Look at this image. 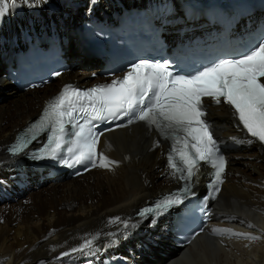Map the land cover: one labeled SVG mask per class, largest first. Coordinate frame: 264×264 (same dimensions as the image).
Segmentation results:
<instances>
[{
	"label": "bare ground",
	"instance_id": "6f19581e",
	"mask_svg": "<svg viewBox=\"0 0 264 264\" xmlns=\"http://www.w3.org/2000/svg\"><path fill=\"white\" fill-rule=\"evenodd\" d=\"M116 1L0 0V8L7 6L0 15V95L12 98L0 111V201L24 194L29 200L0 219V264H264V149L245 133L223 102L206 100L204 104L228 154L227 181L204 234L184 250L174 249L169 242L164 219L132 217L137 208L180 188L164 157L167 143L143 122L103 135L98 151L116 163L97 166L78 179L64 181L67 176L55 170L4 154L16 132L36 118L64 85L108 81L91 78L102 65L91 58L80 22L111 17L118 12ZM120 1L154 8L159 20L173 27L167 28L171 38L184 27H196L191 19L206 8L194 0ZM27 33L53 34L74 50L80 44L78 58L68 56L72 68L80 63L79 68L43 89L10 91L6 63L16 46L24 44ZM209 173L206 168L196 172L195 193L203 194ZM30 185L39 191L28 192ZM116 217L120 222L110 223ZM213 229H231L260 239L250 241ZM90 239L92 246L80 250Z\"/></svg>",
	"mask_w": 264,
	"mask_h": 264
},
{
	"label": "snow or ice",
	"instance_id": "6c2138e0",
	"mask_svg": "<svg viewBox=\"0 0 264 264\" xmlns=\"http://www.w3.org/2000/svg\"><path fill=\"white\" fill-rule=\"evenodd\" d=\"M12 6L15 7V3ZM6 10L7 6L0 8V15ZM262 81L264 43L238 59L220 60L190 76L173 75L167 62L142 60L133 64L122 78L113 79L110 84L87 90L66 85L47 103L39 120L17 138L9 151L13 156L19 155L38 135L46 133V143L39 154L33 156L34 159H57L66 151L69 158L64 159L63 163L69 167L90 163L92 167L107 168L116 162L110 161L103 152H98L101 134L89 126L91 121L127 117V125L143 122L164 140L171 142L168 167L174 177L185 181L180 192L169 194L157 201L154 207L139 212L141 218L152 214L159 216L170 207L182 203L183 198L190 194L188 182L199 170L201 161L211 165L214 170L213 192H219V185L223 184L222 176L227 162L206 120L204 97L216 104L223 102L230 106L238 123L252 138L264 144ZM117 222H120L119 217L110 220V223ZM123 223L124 227L129 226L126 221ZM213 232L228 233L250 241L260 239L231 229H213ZM91 246L92 240H86L80 250Z\"/></svg>",
	"mask_w": 264,
	"mask_h": 264
},
{
	"label": "rangeland",
	"instance_id": "374dc122",
	"mask_svg": "<svg viewBox=\"0 0 264 264\" xmlns=\"http://www.w3.org/2000/svg\"><path fill=\"white\" fill-rule=\"evenodd\" d=\"M167 28H171V27H167ZM171 29L173 30V27ZM172 35L173 34L170 33L169 37L171 38ZM81 36H82V34H81ZM68 45L70 46V44H66V47H67L66 51H68L67 52V56H71V55L76 56L79 53V50H80V47H81L80 44H78V46L76 47V50H74V48L72 49ZM83 58H84V56H83ZM81 60H80V62H81ZM79 65H80V63H78L76 68H74V69H78ZM74 69H71V71L74 70ZM100 69L101 68L96 69V70H98V73L100 72ZM4 70H5V68H4ZM68 73H70V72H68ZM54 83H56V82H54ZM15 88H16V86H14L13 83H11L10 91H13V90L15 91ZM19 92L22 93L20 90H19ZM11 101H12V98L8 97V95H5V94L0 95V111H2V109H5L6 107H8L9 104L11 103ZM161 160H162V158H161ZM69 180H71V179L68 178V177L66 179H64V181H69ZM27 190H28V192L32 191L34 193L36 191H39L38 188L31 187V185L29 186V188H27ZM28 202H29L28 196H26L25 194L22 195L21 197H19L18 199L14 198V199H9V200H1L0 201V219H5L6 217H8L11 214L10 212L12 211L13 207L18 206L19 204H21L20 206H23V205L27 204Z\"/></svg>",
	"mask_w": 264,
	"mask_h": 264
},
{
	"label": "trees",
	"instance_id": "16d2710c",
	"mask_svg": "<svg viewBox=\"0 0 264 264\" xmlns=\"http://www.w3.org/2000/svg\"><path fill=\"white\" fill-rule=\"evenodd\" d=\"M71 57L74 58V59H77L78 58L77 56H73V55H71Z\"/></svg>",
	"mask_w": 264,
	"mask_h": 264
}]
</instances>
